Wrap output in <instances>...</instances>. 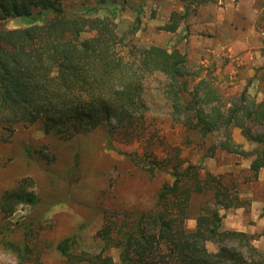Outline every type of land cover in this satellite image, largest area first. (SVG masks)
I'll return each instance as SVG.
<instances>
[{
  "label": "trees",
  "instance_id": "trees-1",
  "mask_svg": "<svg viewBox=\"0 0 264 264\" xmlns=\"http://www.w3.org/2000/svg\"><path fill=\"white\" fill-rule=\"evenodd\" d=\"M15 17H26L30 24L3 26ZM177 25L165 28L174 31ZM136 31L134 24L121 35L113 18L68 13L61 0H0V127L11 133L18 124L41 122L46 133L71 137L113 121L124 133L137 131L147 108V85L164 79L171 115L209 143L207 155H239L257 176L264 168V99L245 90L223 102L202 70L189 67L185 52L140 45L130 38ZM235 128L249 148L234 139ZM158 155L153 149L143 160L150 171L170 177L156 203L107 211L97 231L105 245L118 248L120 264H264V249L254 244L253 234L223 228L221 209L243 206L230 181L200 164H185L177 154ZM29 186L23 179L0 193L4 216L19 205L38 203ZM190 218L194 228L186 224ZM208 242L217 250H210ZM3 243L18 264H48L27 240L5 238ZM78 244L76 235L57 242L61 264H116L106 249L80 251Z\"/></svg>",
  "mask_w": 264,
  "mask_h": 264
},
{
  "label": "rangeland",
  "instance_id": "rangeland-1",
  "mask_svg": "<svg viewBox=\"0 0 264 264\" xmlns=\"http://www.w3.org/2000/svg\"><path fill=\"white\" fill-rule=\"evenodd\" d=\"M61 1L68 13L113 18L121 35L135 24L137 31L130 38L140 45L185 52L189 67L201 69L200 75L225 103L245 90L264 99V0ZM176 21V30L165 28ZM28 24V18L15 17L3 26ZM163 83L153 80L147 85V108L137 131L124 133L113 121L71 137L46 133L41 122L18 124L11 133L0 127V193L27 179L39 199L36 205H19L10 216L0 211V264H18L5 238L21 244L27 240L44 262L61 264L56 244L72 235L80 251L106 249L120 264L118 248L105 245L97 231L107 211L156 203L160 186L170 177L150 171L143 161L153 149L161 159L171 152L185 164H200L228 179L243 206L221 209L223 228L253 234L254 244L264 249V168L256 176L250 161L239 155L218 151L208 156L209 143L171 115ZM233 134L250 147L238 128ZM186 224L194 228L196 221L190 218ZM207 246L217 250L212 242Z\"/></svg>",
  "mask_w": 264,
  "mask_h": 264
}]
</instances>
